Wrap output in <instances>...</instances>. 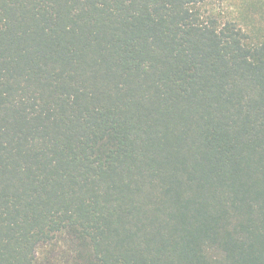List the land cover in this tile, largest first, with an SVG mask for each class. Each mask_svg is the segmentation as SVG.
I'll return each instance as SVG.
<instances>
[{"label": "trees", "instance_id": "16d2710c", "mask_svg": "<svg viewBox=\"0 0 264 264\" xmlns=\"http://www.w3.org/2000/svg\"><path fill=\"white\" fill-rule=\"evenodd\" d=\"M207 0H0V264H264V38Z\"/></svg>", "mask_w": 264, "mask_h": 264}, {"label": "rangeland", "instance_id": "374dc122", "mask_svg": "<svg viewBox=\"0 0 264 264\" xmlns=\"http://www.w3.org/2000/svg\"><path fill=\"white\" fill-rule=\"evenodd\" d=\"M202 12L221 24L235 23L254 42L264 38V0H207ZM72 254L74 245L66 234H61L50 245L38 248L36 257L42 264H67Z\"/></svg>", "mask_w": 264, "mask_h": 264}]
</instances>
